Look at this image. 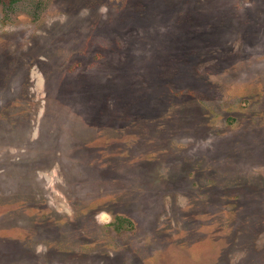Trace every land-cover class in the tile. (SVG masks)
<instances>
[{
  "label": "rangeland",
  "instance_id": "374dc122",
  "mask_svg": "<svg viewBox=\"0 0 264 264\" xmlns=\"http://www.w3.org/2000/svg\"><path fill=\"white\" fill-rule=\"evenodd\" d=\"M0 264H264V0H0Z\"/></svg>",
  "mask_w": 264,
  "mask_h": 264
}]
</instances>
